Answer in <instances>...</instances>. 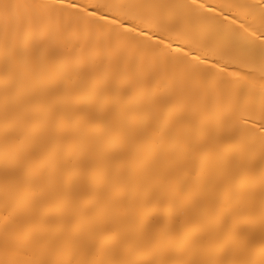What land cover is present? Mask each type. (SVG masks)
Listing matches in <instances>:
<instances>
[{
    "label": "bare ground",
    "instance_id": "6f19581e",
    "mask_svg": "<svg viewBox=\"0 0 264 264\" xmlns=\"http://www.w3.org/2000/svg\"><path fill=\"white\" fill-rule=\"evenodd\" d=\"M0 264H264V0H0Z\"/></svg>",
    "mask_w": 264,
    "mask_h": 264
}]
</instances>
